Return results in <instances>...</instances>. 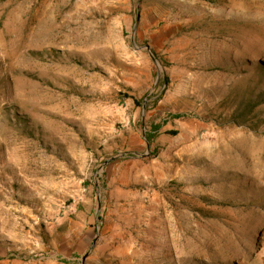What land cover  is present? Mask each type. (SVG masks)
Instances as JSON below:
<instances>
[{"label": "rangeland", "instance_id": "obj_1", "mask_svg": "<svg viewBox=\"0 0 264 264\" xmlns=\"http://www.w3.org/2000/svg\"><path fill=\"white\" fill-rule=\"evenodd\" d=\"M0 264H264V0H0Z\"/></svg>", "mask_w": 264, "mask_h": 264}, {"label": "water", "instance_id": "obj_2", "mask_svg": "<svg viewBox=\"0 0 264 264\" xmlns=\"http://www.w3.org/2000/svg\"><path fill=\"white\" fill-rule=\"evenodd\" d=\"M145 48L148 50V47L147 46H145ZM158 77H159V73H157V79H158ZM148 146V145H147Z\"/></svg>", "mask_w": 264, "mask_h": 264}, {"label": "trees", "instance_id": "obj_3", "mask_svg": "<svg viewBox=\"0 0 264 264\" xmlns=\"http://www.w3.org/2000/svg\"><path fill=\"white\" fill-rule=\"evenodd\" d=\"M176 116H180V115H176ZM146 139H147V141H149V140H150V137H149V136H147V138H146Z\"/></svg>", "mask_w": 264, "mask_h": 264}]
</instances>
